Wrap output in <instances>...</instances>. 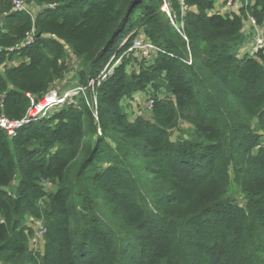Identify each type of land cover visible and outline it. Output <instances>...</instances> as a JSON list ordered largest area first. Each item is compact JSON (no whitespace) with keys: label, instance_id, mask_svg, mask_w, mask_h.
Instances as JSON below:
<instances>
[{"label":"trees","instance_id":"1","mask_svg":"<svg viewBox=\"0 0 264 264\" xmlns=\"http://www.w3.org/2000/svg\"><path fill=\"white\" fill-rule=\"evenodd\" d=\"M13 1L0 0V117L26 123L0 129V264H264V56L241 53L264 0L224 14V0H166L178 30L163 0H20L33 18ZM138 36L152 59L128 51ZM68 50L76 96L29 115ZM144 94L151 110L131 119L124 102ZM180 123L192 133L172 140Z\"/></svg>","mask_w":264,"mask_h":264},{"label":"built area","instance_id":"2","mask_svg":"<svg viewBox=\"0 0 264 264\" xmlns=\"http://www.w3.org/2000/svg\"><path fill=\"white\" fill-rule=\"evenodd\" d=\"M240 1L241 0H224V3L221 6L217 7L215 12L219 14L228 13L230 11L238 12L240 11L241 6H243L240 3ZM245 1L247 2L248 0H245ZM246 4L247 3H245V5ZM162 9L166 13L169 12V4L167 3L166 0H163ZM11 10L14 12L26 13L27 15L33 18L35 17L37 13L41 11V8L35 6L32 3L28 4L24 1L14 0L12 2ZM182 14H183V10H182ZM169 19H170L171 24L177 30L182 27V24L176 23L175 18H173L172 16ZM178 24L180 26H178ZM242 32L244 33V35L249 36V39H247L248 42L246 41L244 48H242V50H246L244 54H247L251 57L258 56L259 54L264 56V25L258 24L257 20L252 15L246 14L245 25H244ZM33 36H34L33 33L28 34L27 40L28 41L32 40ZM128 51L134 52V53H140V55H142L143 58H146L148 60L152 59L153 56L157 53L156 49L140 36L136 37L132 41V46ZM67 98L68 97H65L63 99H58L57 102H53V103L48 102L47 104L49 106L55 103L63 104L64 100ZM33 104L34 102H32V105ZM34 106L35 105H33L32 109L29 111V115H31V112ZM152 106H153V100L148 99L145 103L146 109L151 110ZM35 110L38 112L37 115L45 114L47 110L49 111L48 108L41 107V106H36ZM45 110L46 112H43ZM32 116H35V115H32ZM25 123H26L25 119L22 121L13 122V121H9L4 116L0 117V129H2L9 137H13L15 135L16 130L21 128ZM30 222L35 224L36 228L34 230V234L37 237L42 238L44 230L41 227L40 223L35 220H31Z\"/></svg>","mask_w":264,"mask_h":264},{"label":"rangeland","instance_id":"3","mask_svg":"<svg viewBox=\"0 0 264 264\" xmlns=\"http://www.w3.org/2000/svg\"><path fill=\"white\" fill-rule=\"evenodd\" d=\"M166 14H167L168 18H170L172 16L170 10ZM244 25H245V23H244ZM246 37H247V39H249V36H246ZM245 51L246 50H241V53L244 54ZM136 57H138L139 59L143 58L142 55H140V53H136ZM63 63L65 66V71H64L62 77L55 81V83L51 87L50 91L45 96H43V98L41 100H39V102L37 104H34L35 106L31 112V115H37L38 112L35 110L36 106L41 105L42 107L48 108L49 111H52V110H54L55 107L63 105V104L55 103V104L49 106L47 103L49 102V100L51 103V101L54 100V97H56V99H63L65 97L73 98L76 96V93L78 90L76 73L80 69V61L78 59L74 58L69 53V50H68L66 52V57H65ZM149 96H150L149 94L137 95V96H135L133 101L124 102V103H128V105H129L128 115L131 119H133L134 117L143 115V114H147L145 108H143V107L145 106V103H146L145 99ZM43 112H46V110ZM191 133H192V128L190 125H188L187 123H180L178 125V127L173 131L172 140H177V139L183 138V137L187 138V136L191 135ZM54 188L55 187L52 184L46 185L47 190H53ZM231 195L233 196V198L236 200V202L239 205L243 204V195L241 194L240 190L233 187L231 189ZM28 224L30 226H33V223H31V222H28ZM33 227L35 230V228H36L35 224ZM28 245H29V251L30 252L34 253L35 255H42V253L44 251V242H43L42 238L37 237L35 234H33L29 239Z\"/></svg>","mask_w":264,"mask_h":264},{"label":"bare ground","instance_id":"4","mask_svg":"<svg viewBox=\"0 0 264 264\" xmlns=\"http://www.w3.org/2000/svg\"><path fill=\"white\" fill-rule=\"evenodd\" d=\"M146 42H148V41H146ZM148 43H149V42H148ZM149 44H150V43H149ZM150 45L153 46L152 44H150ZM153 47H154V46H153ZM154 48H155L156 51L158 52V49H157L156 47H154ZM151 100H153V99L151 98ZM57 101H58V99H55V100H53L51 103H53V102H57ZM67 101L70 102L69 99H65V100H64V103H66ZM64 103H63V104H64ZM40 106H41V105H40ZM41 107H42V106H41ZM56 108H59V106H58V107H55L54 109H56Z\"/></svg>","mask_w":264,"mask_h":264},{"label":"crops","instance_id":"5","mask_svg":"<svg viewBox=\"0 0 264 264\" xmlns=\"http://www.w3.org/2000/svg\"><path fill=\"white\" fill-rule=\"evenodd\" d=\"M52 102V101H51ZM49 103H50V100H49ZM47 105V104H46Z\"/></svg>","mask_w":264,"mask_h":264}]
</instances>
